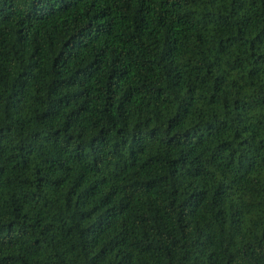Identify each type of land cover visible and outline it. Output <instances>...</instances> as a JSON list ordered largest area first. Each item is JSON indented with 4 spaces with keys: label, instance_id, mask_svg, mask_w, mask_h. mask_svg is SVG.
<instances>
[{
    "label": "trees",
    "instance_id": "1",
    "mask_svg": "<svg viewBox=\"0 0 264 264\" xmlns=\"http://www.w3.org/2000/svg\"><path fill=\"white\" fill-rule=\"evenodd\" d=\"M0 264H264V0H0Z\"/></svg>",
    "mask_w": 264,
    "mask_h": 264
}]
</instances>
